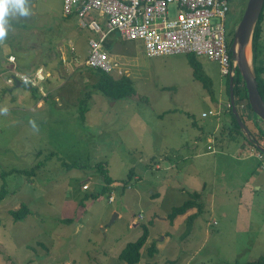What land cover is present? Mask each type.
<instances>
[{
    "label": "rangeland",
    "instance_id": "rangeland-1",
    "mask_svg": "<svg viewBox=\"0 0 264 264\" xmlns=\"http://www.w3.org/2000/svg\"><path fill=\"white\" fill-rule=\"evenodd\" d=\"M63 1L28 0L30 15L11 11L5 17L0 188L4 183L8 191L0 203V264H129L120 254L139 239L143 225L148 238L135 264H226L264 255V155L232 125L219 61L194 54L211 79L208 89L194 77L187 54L148 57L140 41L113 33L106 42L118 62L114 77L129 76L136 92L107 97L94 89L89 69H95L70 62L72 48L79 62L87 58L94 35L76 14L64 17ZM247 2L231 0L229 30ZM174 12L171 6L170 18ZM12 48L20 50L12 68L23 72L48 61L39 64L49 76L38 91L7 83L2 72ZM260 57L264 63V52ZM88 90L82 119L79 101ZM241 114L264 146L262 119L249 108ZM187 152L205 154L177 157ZM75 161L81 167L63 163ZM100 165L111 177L106 190ZM195 191L202 213L191 225L188 217L197 208L172 221V209ZM91 193L96 197L86 199ZM23 203L30 213L16 221L10 212Z\"/></svg>",
    "mask_w": 264,
    "mask_h": 264
},
{
    "label": "built area",
    "instance_id": "built-area-1",
    "mask_svg": "<svg viewBox=\"0 0 264 264\" xmlns=\"http://www.w3.org/2000/svg\"><path fill=\"white\" fill-rule=\"evenodd\" d=\"M230 2L231 0H64V15L76 14L81 27H87L94 35L88 40L87 58L79 62L72 48L70 62L76 66L117 74L118 63L110 58L105 49L108 36L117 33L125 40L142 42L149 57L195 54L197 57L213 58L221 64L222 74L229 78L236 67L231 57L227 27ZM174 3L179 7V14L170 18L169 9ZM96 14L102 18V24L97 20ZM86 18L90 19L86 21ZM7 59L15 62L16 57L9 54ZM45 72L47 71L40 67L33 73H25L17 70L15 64L7 71V83L20 81L22 84L39 87L41 81L49 76ZM241 107H245V104L241 103ZM253 143L252 139L246 141L247 145Z\"/></svg>",
    "mask_w": 264,
    "mask_h": 264
},
{
    "label": "trees",
    "instance_id": "trees-1",
    "mask_svg": "<svg viewBox=\"0 0 264 264\" xmlns=\"http://www.w3.org/2000/svg\"><path fill=\"white\" fill-rule=\"evenodd\" d=\"M263 14H264V9L260 15V18L258 20V23H257L255 31H254L253 40H252V51H253L254 71H255V74H256V77L258 80V88H259V91H260V93L264 99V77L262 75V74H264V64H263V62H261L262 59L260 57L261 54L264 52V44H263L262 39H261V36H262V34H261L262 25L261 24H262ZM70 16H73V15H70ZM70 16H64V17H70ZM22 26H25V25H22ZM233 33H234L233 30H229V36H231L230 41H229L230 45H231L232 40H233ZM105 46H106V49L109 48L108 49V51H109L111 49L112 44L106 42ZM52 48L55 49V46L52 45ZM12 51L15 52V50L13 48H12ZM19 51L20 50H18V52ZM18 52L14 53L16 58H18V55H17ZM187 56H188L189 64L191 65V67L193 69L194 77L197 80L202 81L206 88L212 89L211 79L205 74L198 58L194 54H187ZM231 57H232V55H231ZM39 64L47 65L48 61L42 60V62H37L35 64L28 65L27 66L28 67L27 72H31L34 69L40 67L41 65H39ZM6 68H8V63H6V67L4 66L3 70H5ZM89 71L96 76V81L94 83V89L97 90L98 92H100L101 94L107 96V97L114 98V99H120V98H124L127 95H130V94H133L134 92H136L135 88L133 86V83H132V79L127 75H123L121 77L115 78L113 75L108 74V73H106L100 69H95V70L89 69ZM226 83H227V95H228V100H229L228 102L230 103L229 79L227 80ZM29 88H32L35 91H38L37 88H34V87H29ZM233 88H234V96H235V100H236L237 105L239 103L245 102L246 108H249L252 111L251 106H250L249 101H248V92H247V88L245 85V81L243 80L242 76L240 75V73L238 71L236 72V74L234 76ZM39 95L41 96V94H39ZM39 95L35 94L36 99L39 98ZM91 96H92V91L88 90L85 93V96L83 98H81L79 101V107H80L82 119H85V117H86V111L88 110V101H89ZM227 107H228V111L232 117V125H234L236 127V129H238L242 132V130L240 129V125L237 122V119L235 118V115L232 111L231 106H227ZM233 118H234V121H233ZM261 132L263 133L262 130H261ZM243 136H244V139L247 138L246 135H243ZM63 163L67 166L68 169H73V167H77V168L81 167L79 165V163L76 161L75 162H69V163L63 162ZM37 167H38V165L36 167H32L31 169H24V172H35L34 170ZM99 168H100V171H101V173H102V175H103V177L107 183V186H104V190H106V189H108L107 187L109 186V184L111 182V177L109 176V174L106 170L102 169L101 165L99 166ZM11 171H12V169H11ZM8 173H12V172L8 171ZM5 186L6 185L3 183L1 185V188H0V203L2 202V200L7 195L8 190L6 189ZM89 197L93 198V197H96V195L94 193H91V194H88L85 196L86 199ZM200 197H201L200 191L193 192L192 198L184 201L180 206H176L172 209L169 218L173 221L176 217L185 215L190 210H192L193 208H197L198 213L191 214L188 217V223H189V225H191L192 222H194V218L196 216H198L199 214H201L203 211V209L201 208L202 204L200 202L196 201V199H198ZM10 213L13 216V218L17 221V220L25 218L28 215V213H30V208H29L28 204L23 203L19 208L11 210ZM143 228H144L143 233H142V235H140L139 239L127 243L126 247L123 249V251L120 254V257L124 261L128 262L129 264L138 263L141 259V249L145 245L146 240L148 238V229L146 228V225H143ZM154 253H155V251L150 249V254H154ZM226 264H264V255H261L258 258L253 259V260H247V261L237 260L234 263H226Z\"/></svg>",
    "mask_w": 264,
    "mask_h": 264
},
{
    "label": "water",
    "instance_id": "water-1",
    "mask_svg": "<svg viewBox=\"0 0 264 264\" xmlns=\"http://www.w3.org/2000/svg\"><path fill=\"white\" fill-rule=\"evenodd\" d=\"M263 8L264 0H248L243 16L234 30L233 41L231 43V55L236 63V67L235 70H233V74L229 76L230 102L235 118L240 125V129L249 139H252L251 133L245 126L244 120L237 107L233 82L235 71H238L245 81L248 92V101L251 109L258 118H261L264 121V99L259 91L258 80L252 65V49L250 59L247 55L248 46H250V48L252 47L254 31ZM21 85V83H17V86ZM256 146L264 153V146H262L259 142L256 143Z\"/></svg>",
    "mask_w": 264,
    "mask_h": 264
},
{
    "label": "clouds",
    "instance_id": "clouds-1",
    "mask_svg": "<svg viewBox=\"0 0 264 264\" xmlns=\"http://www.w3.org/2000/svg\"><path fill=\"white\" fill-rule=\"evenodd\" d=\"M28 0H0V42L4 41V39L6 38L7 34H8V29L6 27V19L5 17L9 15V13L11 11H15L17 12L20 16H28L30 15V9L29 7H26V4H27ZM264 9V8H263ZM74 15V14H73ZM110 36V35H109ZM105 49H106V46H105ZM108 51V49H106ZM109 52V51H108ZM13 54V53H11ZM110 54V53H109ZM14 55V54H13ZM15 56V55H14ZM16 57V56H15ZM17 59V58H16ZM7 63H8V68H6L5 70H3L2 73L4 72H7L9 70L12 69V64L8 61L7 59ZM40 67H43L45 69L44 66H40ZM38 67V68H40ZM36 68V70L38 69ZM16 69L21 71L19 68H18V65H16ZM46 70V69H45ZM47 71V70H46ZM48 72V71H47ZM237 72V71H236ZM235 72V74H236ZM27 73V72H25ZM109 74V73H108ZM111 75L114 76V74L111 73ZM235 76V75H234ZM229 79V78H228ZM17 83H21L20 81L16 82L15 84ZM21 86H26V84H22ZM36 88V87H35ZM245 104V107H241V103H239L237 105L239 111H240V114H241V110L245 109L246 108V103L245 102H242ZM231 104V102H230ZM237 104V103H236ZM232 108V106H231ZM4 112L7 111V109H4L3 110ZM253 112V110H252ZM242 117V116H241ZM252 137V136H251ZM248 138V137H247ZM252 140L254 141V143L256 144L258 141L252 137ZM215 152V150H213ZM261 153L264 155V153L261 151ZM157 164H159L160 162H156ZM155 164V165H157Z\"/></svg>",
    "mask_w": 264,
    "mask_h": 264
},
{
    "label": "crops",
    "instance_id": "crops-1",
    "mask_svg": "<svg viewBox=\"0 0 264 264\" xmlns=\"http://www.w3.org/2000/svg\"><path fill=\"white\" fill-rule=\"evenodd\" d=\"M171 6H174V8H175V12H174V14L177 16L178 14H179V7H178V5L176 4V3H174V4H172ZM170 6V7H171ZM169 13H170V9H169ZM90 15H93V13L92 12H90ZM175 16V17H176ZM120 36V35H119ZM121 37V36H120ZM122 38V37H121ZM230 38H231V36H230ZM123 40H124V38H122ZM233 41V40H232ZM142 43V42H141ZM143 45V44H142ZM144 48V47H143ZM145 51V50H144ZM149 57V56H148ZM115 62H117V61H115ZM118 63V62H117ZM115 75V74H114ZM215 142H217V140L215 141ZM208 152H210V151H207L206 153H208ZM203 153L204 152H200V153H192V152H187V153H184V154H182L181 155V157L180 156H177V157H179V158H184V159H191V158H195V157H202L203 156ZM213 153V152H212ZM205 154V153H204ZM177 157H175V158H177ZM168 166H172V164H171V162H169L168 163ZM155 168L156 169H161V167H160V165L159 164H157V165H155ZM201 203V202H200Z\"/></svg>",
    "mask_w": 264,
    "mask_h": 264
},
{
    "label": "flooded vegetation",
    "instance_id": "flooded-vegetation-1",
    "mask_svg": "<svg viewBox=\"0 0 264 264\" xmlns=\"http://www.w3.org/2000/svg\"><path fill=\"white\" fill-rule=\"evenodd\" d=\"M263 20H264V14H263V19H262V22H263ZM262 25V24H261ZM263 33H264V29L263 28H261V34H262V36H261V39L263 38ZM262 41H263V39H262ZM264 44V43H263ZM252 56H253V51H252ZM264 64V63H263ZM263 75V77H264V74H262ZM228 79V78H227ZM263 121V120H262ZM264 122V121H263Z\"/></svg>",
    "mask_w": 264,
    "mask_h": 264
},
{
    "label": "bare ground",
    "instance_id": "bare-ground-1",
    "mask_svg": "<svg viewBox=\"0 0 264 264\" xmlns=\"http://www.w3.org/2000/svg\"><path fill=\"white\" fill-rule=\"evenodd\" d=\"M247 55H248V57L250 59L251 58V48H250V46H248Z\"/></svg>",
    "mask_w": 264,
    "mask_h": 264
}]
</instances>
